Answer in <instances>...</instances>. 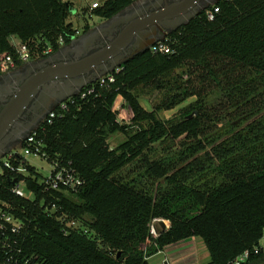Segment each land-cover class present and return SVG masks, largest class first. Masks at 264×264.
<instances>
[{"label": "trees", "instance_id": "16d2710c", "mask_svg": "<svg viewBox=\"0 0 264 264\" xmlns=\"http://www.w3.org/2000/svg\"><path fill=\"white\" fill-rule=\"evenodd\" d=\"M133 1L107 0L92 13L106 20ZM214 7L219 11L208 20L205 10ZM72 10L63 0H0V58L10 55L15 67L24 63L13 36L27 46L30 58L57 52L60 39L68 44L77 34L68 20ZM90 27L86 23L84 31ZM163 40L172 53L135 54L113 71L112 82L86 85L82 91L92 87L91 93L67 99L64 109L55 106L51 121L34 129L48 162L74 170L81 186L48 187L20 155L11 165L23 161L25 173L2 167L0 200L24 227L16 234L8 231L9 247L0 248V264H148L166 246L192 237L203 240L207 264H233L245 251L251 254L239 264H264V250L252 252L264 235V0H216ZM48 47L52 51L45 54ZM186 63L201 71L200 79L194 78L200 85L189 80L183 90L184 99L195 96L197 103L181 121L167 125L158 111L174 108L181 98L147 111L134 92L161 89L164 76ZM206 80L236 109L245 107L250 120L214 139L199 159L205 144L198 136L210 128L200 101L208 93ZM117 96L131 110L128 123L117 118ZM114 133L127 138L113 148L107 138ZM182 136L194 140L180 167L173 170L171 158L149 157L154 144ZM134 162L141 163V178L163 179L165 186L123 178L122 170ZM21 179L33 192L31 199L12 192ZM155 218L168 220L169 227L152 238L149 225Z\"/></svg>", "mask_w": 264, "mask_h": 264}, {"label": "water", "instance_id": "95a60500", "mask_svg": "<svg viewBox=\"0 0 264 264\" xmlns=\"http://www.w3.org/2000/svg\"><path fill=\"white\" fill-rule=\"evenodd\" d=\"M214 2L216 0H158L137 20L124 19L125 25L117 26L129 9L126 7L51 56L29 64L22 79L12 82L22 76L19 69L1 75L0 78H7L0 83V158L20 145L59 103L78 95L86 85L121 67L127 59L149 49L156 41L165 39ZM35 67L39 68L34 71ZM35 105L44 109L39 119L25 124L24 134L16 137L10 134ZM161 226L164 228L162 222Z\"/></svg>", "mask_w": 264, "mask_h": 264}, {"label": "rangeland", "instance_id": "374dc122", "mask_svg": "<svg viewBox=\"0 0 264 264\" xmlns=\"http://www.w3.org/2000/svg\"><path fill=\"white\" fill-rule=\"evenodd\" d=\"M77 7V12L71 13V17L69 18V22H72L74 27L83 29L84 18L82 16L81 7L79 5ZM96 17L94 18V21ZM16 38V37H15ZM14 37L11 38L12 44H15L17 41ZM52 55V54H51ZM50 55V56H51ZM46 58V57H45ZM41 59H33L30 58L27 62H24L21 66L15 67L11 71H16L18 68L24 66V64L34 63ZM196 67L191 63H186L167 75L164 76V84L161 89L156 87H139L135 90L134 94L138 98L140 104L147 110L152 111L157 107H160L162 103L172 101L173 99L181 98V102L177 104L172 109H160L157 113L159 118L165 122L167 125L175 124L181 121L182 117L185 114V111L189 109L190 106L195 105L197 103V98L195 96H191L184 99V89L188 85V81L191 80L193 84L200 85L198 80H194L195 77H199V73L201 71L196 70ZM6 72V73H8ZM205 79V78H204ZM200 81V80H199ZM208 87V93L200 98L202 104H204V108L208 111L207 118H203L206 124L210 125V128H203V133L198 136L204 144L205 147L198 150L197 158L202 159L208 151L211 150V146L214 144L212 141L217 139L218 137H224L226 132L234 127L235 125H241L243 122L250 120V117L246 115V108L242 107L240 110L236 109L232 104L227 102V98L225 96V92L220 90L212 80H206L205 82ZM122 100V101H121ZM199 101V102H200ZM114 110L118 113V120L121 123H128L132 113L130 108L124 103L123 99L118 98L114 104ZM237 113L241 115H237ZM191 116H194L193 114ZM242 116V117H241ZM208 118L210 120H208ZM127 136L122 133H114L111 134L107 138L108 145L110 147H116L118 144L126 140ZM194 139H186L184 136L179 139L173 140L171 138H166L160 141L157 144L152 146V149L148 152L149 157L153 160H159L161 158H171L173 162V170L180 167L184 162H182V158L185 154H189V146L190 142H193ZM215 145V144H214ZM19 146V145H18ZM19 151H23L20 148H17ZM28 162L33 165L38 173L42 176H48L51 171V165L49 162L39 155L30 154L26 156ZM141 163L134 162L128 166H126L122 172L121 176L127 180L136 179L141 183H146L150 186H165V181L160 179L155 183L148 178H141L140 175L144 171L140 166ZM88 220L89 218L86 217ZM196 249H197V261L195 264H207L209 261V252L201 238H196ZM162 256L155 257L151 262H160ZM183 263V261L181 262ZM162 264V262H160Z\"/></svg>", "mask_w": 264, "mask_h": 264}, {"label": "built area", "instance_id": "2783aa9c", "mask_svg": "<svg viewBox=\"0 0 264 264\" xmlns=\"http://www.w3.org/2000/svg\"><path fill=\"white\" fill-rule=\"evenodd\" d=\"M98 3H93L92 8L98 7ZM219 11L218 7H214L213 9H206L205 15L208 20H213L215 14ZM164 40L156 41L149 47V50L153 54L161 53V54H169L172 53L173 50L168 46L166 43L163 42ZM60 44L62 45V40L60 39ZM18 59L22 62H27L30 59V53L27 46L19 41L14 44ZM52 50L50 47L44 50L45 54L50 53ZM15 68V62L10 55H2L0 58V70L4 74L8 71H11ZM121 67H117L114 71L118 72ZM113 72H109L106 75L99 77L95 82L99 83L100 85L106 84L107 82H112L114 77L112 75ZM93 91V88H89L85 91H80L78 94L81 97H85L86 94H89ZM73 97V96H72ZM71 98V97H70ZM68 98V99H70ZM57 106H60L62 109L66 108V100L59 103ZM53 110V109H52ZM49 111L48 115L44 120H48L49 122L54 117V113ZM35 129V128H34ZM34 129L30 131V133L21 141L20 145L16 148L10 150L6 153L2 158H0V173L3 172V168H8L10 170L16 169L19 173H25L26 168L22 165L23 161L19 163L17 167H13L11 165V159L17 158L19 155L26 159L27 155L34 154L39 155L47 160V156L41 150V143L36 140ZM22 142H25V146H21ZM17 148L22 149L23 151H19ZM27 160V159H26ZM48 161V160H47ZM51 165V171L48 176L42 177V182L52 189H63L64 191L67 190H74L82 185L83 181L74 170L69 167L61 166L59 161H53V163H49ZM12 192L17 196L24 197L27 199H31L33 197V192L26 190L25 181L23 179L19 180L18 182H14V186L12 188ZM7 204L5 201L0 200V248L5 250L9 247V242L7 238V233L10 231L13 234L20 232V230L24 227V223L20 220L15 218L11 215L7 210ZM54 206L51 207L52 210ZM161 222L164 225V228L161 226ZM169 227V221L165 219L155 218L151 221L149 225V234L152 238H156L159 236L160 232L166 230ZM264 250V235L260 239L259 244L254 247L253 253L257 254L259 251ZM251 252L245 251L238 260L233 262V264H239L240 261L246 260Z\"/></svg>", "mask_w": 264, "mask_h": 264}, {"label": "crops", "instance_id": "0c3cea01", "mask_svg": "<svg viewBox=\"0 0 264 264\" xmlns=\"http://www.w3.org/2000/svg\"><path fill=\"white\" fill-rule=\"evenodd\" d=\"M63 1L70 2L73 6L72 11L75 13L77 12L76 6L79 5L81 7V5H82L81 13H82V16L84 18V25L87 23V24H89V26H91L90 29L87 31H84V25L82 26L83 29H79V28L74 27L77 31V34L72 39L77 38L78 36H81L83 34H86L91 29L96 28V27L100 26L101 24H104V22H106V20H107V19L103 20V19L93 15V13H92L93 12L92 10L94 9V8H92L93 3H98L99 6H101L107 0H63ZM153 2H158V0H135V1H133L128 6L129 9H128L127 13L120 18L121 20H119V21L121 23L118 21L119 23L117 24V26L125 25L124 19L129 20V21L132 19L137 20V18H140L142 16V13H146L148 11L149 7L151 6V4ZM70 17H71V14H70L69 18ZM95 17H96V20L94 21ZM69 18H68V20H69ZM108 29H110V27H108L107 30ZM158 37H161L160 33H159ZM10 41H11V39H10ZM16 41L18 42L19 40L16 39ZM64 45H67V44H64ZM64 45H61L60 48H62ZM118 98L123 99L121 96H117L116 100ZM196 244H197L196 238L192 237V238L182 240L178 243L166 246L162 251L150 256L148 258V264H160V262H162V264H195V262L197 261V259H196V257H197V255H196L197 254ZM160 255L162 256V259L160 260V262H159V260H158V262H151V260H153L157 256L159 257ZM182 261H183V263H181Z\"/></svg>", "mask_w": 264, "mask_h": 264}, {"label": "flooded vegetation", "instance_id": "af4514ba", "mask_svg": "<svg viewBox=\"0 0 264 264\" xmlns=\"http://www.w3.org/2000/svg\"><path fill=\"white\" fill-rule=\"evenodd\" d=\"M105 42H103L104 44ZM33 63V62H32ZM31 64V63H28V64H24V66L18 68L17 70L21 72L22 76L20 77H16L12 82L14 81H17V80H20L22 79V77L24 75H26V70L28 68V65ZM39 67H35L34 68V71H36ZM17 73V72H16ZM6 73H4L3 75H5ZM6 76H3L0 78V83L4 82L6 80ZM0 107H2V105H0ZM44 109H42V106L40 107H37L36 105L34 106L33 109H30L28 111V113H26L21 119H20V122L18 124L17 127L13 128L12 131L10 132V134L14 135V137L16 136H20L21 134H24L26 132V129L27 128H24L25 127V124L27 123H30V122H35L39 119V117L41 116L42 112H43ZM16 139V138H14Z\"/></svg>", "mask_w": 264, "mask_h": 264}]
</instances>
